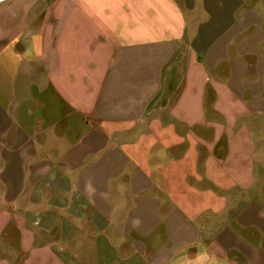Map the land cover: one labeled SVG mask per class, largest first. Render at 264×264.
Here are the masks:
<instances>
[{
	"label": "crops",
	"instance_id": "crops-1",
	"mask_svg": "<svg viewBox=\"0 0 264 264\" xmlns=\"http://www.w3.org/2000/svg\"><path fill=\"white\" fill-rule=\"evenodd\" d=\"M0 264H264V0H0Z\"/></svg>",
	"mask_w": 264,
	"mask_h": 264
}]
</instances>
